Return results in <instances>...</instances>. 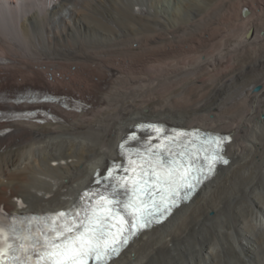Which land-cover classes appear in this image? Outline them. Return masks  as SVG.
Returning <instances> with one entry per match:
<instances>
[{
	"label": "bare ground",
	"instance_id": "1",
	"mask_svg": "<svg viewBox=\"0 0 264 264\" xmlns=\"http://www.w3.org/2000/svg\"><path fill=\"white\" fill-rule=\"evenodd\" d=\"M174 1L0 0V214L80 204L141 122L201 128L230 164L110 264H264V0Z\"/></svg>",
	"mask_w": 264,
	"mask_h": 264
},
{
	"label": "snow or ice",
	"instance_id": "2",
	"mask_svg": "<svg viewBox=\"0 0 264 264\" xmlns=\"http://www.w3.org/2000/svg\"><path fill=\"white\" fill-rule=\"evenodd\" d=\"M150 127L155 128L156 126L152 125ZM226 139L227 137H219L216 141L217 146L219 147L220 143ZM223 162L227 163L226 160ZM109 179L115 180V177L111 175V170H109ZM118 186V184L113 185L110 183L106 186V191L111 188L112 191L109 194L115 196L117 194L116 187ZM188 187H192V185L189 184ZM100 195L102 197L103 194ZM81 199H84V197H81ZM84 210L87 214L88 209ZM77 214L74 210H70L68 213L59 212L49 217H43V219L51 224L55 217L75 216ZM96 219L100 221V226L92 229L86 227L83 222H80L79 225L65 223L63 226H52L45 234L46 238L43 241L38 238L32 240L33 248L39 246L40 251H33L31 258L35 259L37 264H39L41 259L45 260V264H87L89 259H95L97 264H106V260L110 259L117 252L116 242H109L105 234L107 217H96ZM146 224L147 221L145 220L144 223L136 226L144 227ZM2 234L3 225L0 224V237H2ZM9 247L11 249V246ZM20 247L23 249L24 245L21 244ZM0 255H2V250H0ZM14 258L20 264H27V261L21 260L20 257Z\"/></svg>",
	"mask_w": 264,
	"mask_h": 264
},
{
	"label": "rangeland",
	"instance_id": "3",
	"mask_svg": "<svg viewBox=\"0 0 264 264\" xmlns=\"http://www.w3.org/2000/svg\"><path fill=\"white\" fill-rule=\"evenodd\" d=\"M179 1H181V3H185V0H179ZM175 1L174 0H170V4L167 2V0H165V2H163L164 3V7L166 8V9H169L170 11L171 10H173L174 9V7H176V6H173V3H174ZM219 2V0L218 1H214V4H217ZM175 4V3H174ZM167 5V6H166ZM219 5H221V4H219ZM218 5V6H219ZM255 88H257V86L255 87ZM226 89H227V91H226ZM224 91H221L220 92V94L219 95H214V96H208L207 98H206V105L208 106V107H216L215 105L216 104H220L221 102H223V98L222 97H224V95H228V94H230V92L232 91H234V89H232V88H226ZM230 89V90H229ZM232 89V90H231ZM229 91V92H228ZM224 92V93H223ZM222 93H223V95H222ZM226 93V94H225ZM216 96V97H215ZM218 96V97H217ZM216 98V99H215ZM214 99V100H213ZM213 100V101H212ZM221 100V101H220ZM213 102L212 104H211V102ZM217 101V102H216ZM220 101V102H219ZM207 102H208V104H207ZM184 104H186V103H183L182 105H184ZM211 105V106H210ZM220 105H222V104H220ZM191 110V111H190ZM184 111H186V112H189V113H192V112H194V110H192L191 108H187L186 110L185 109H183V111L182 112H184ZM185 112V113H186ZM105 160V159H104ZM67 180H68V178H67ZM70 181V179L67 181V182H69ZM215 212L214 211H212L211 212V214H214ZM133 256V258H135V254H133L132 255Z\"/></svg>",
	"mask_w": 264,
	"mask_h": 264
},
{
	"label": "water",
	"instance_id": "4",
	"mask_svg": "<svg viewBox=\"0 0 264 264\" xmlns=\"http://www.w3.org/2000/svg\"><path fill=\"white\" fill-rule=\"evenodd\" d=\"M250 14V11L248 10V9H244V11H243V15L244 16H248ZM252 35V32H250V34H249V36H251ZM256 90H260V86H258L257 88H256Z\"/></svg>",
	"mask_w": 264,
	"mask_h": 264
}]
</instances>
